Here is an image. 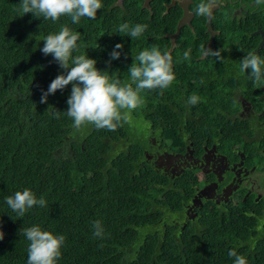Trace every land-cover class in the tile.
Returning <instances> with one entry per match:
<instances>
[{
	"label": "trees",
	"instance_id": "16d2710c",
	"mask_svg": "<svg viewBox=\"0 0 264 264\" xmlns=\"http://www.w3.org/2000/svg\"><path fill=\"white\" fill-rule=\"evenodd\" d=\"M112 1L102 0L95 19L72 23L62 16L54 23L32 13L21 16L17 11L21 0H0V230L4 233L0 264H27L29 241L23 229L33 225L65 235L57 264H233L228 256L232 249L244 255L247 264H264L262 205L249 201L222 209L208 204L188 220L184 209L195 182L188 177L170 180L146 161L151 132L162 135L160 144L169 140L171 149H184L187 132L193 147L205 138L210 145L217 128L231 144L242 140L240 121L210 118L218 112L210 104L221 100L217 97L215 103L213 92L198 103L202 109L187 103L193 94L205 95L200 86L204 69L195 61L205 42L179 38L172 53L176 76L172 85L162 91H142L143 105L115 131L94 125L73 127L65 113L71 84L40 103L50 83L66 74L40 50L44 37L61 25L81 33L74 55L87 53L97 61L98 70L108 71L122 83L129 82L128 69L142 50L154 45L162 52L168 50L166 32L151 29L147 12L130 6L125 14L111 8ZM123 23L148 28L132 39L118 32ZM118 43L123 45L118 50L121 56L111 60ZM188 45L190 59L184 60ZM245 78L246 86H260L249 75ZM216 82L221 83L217 78ZM256 144L264 148V141L253 142L247 151ZM24 188L43 196L47 207L36 206L17 216L5 198ZM97 220L103 238L93 235Z\"/></svg>",
	"mask_w": 264,
	"mask_h": 264
},
{
	"label": "flooded vegetation",
	"instance_id": "af4514ba",
	"mask_svg": "<svg viewBox=\"0 0 264 264\" xmlns=\"http://www.w3.org/2000/svg\"><path fill=\"white\" fill-rule=\"evenodd\" d=\"M199 3L200 0H113L110 7L129 14L126 7L140 6L151 16V29L166 32L163 37L169 42L168 50L171 37L175 36L174 50L179 38H184L186 42L188 39L195 43L205 42L206 48L220 50V59L203 58L201 54L195 59L197 65L204 69L200 86L205 95L198 96L202 101L213 92L215 103L220 97V104H210L211 108L218 110L209 115L210 118L240 121L244 128L243 132L238 130L242 140L231 144L225 133L217 128L214 142L210 145V139L205 138L202 144L193 147L192 137L187 132L184 149H171L160 144V139L151 132L147 138L148 148L144 150L146 161L170 180L188 177L195 182L190 202L184 209L188 220H194L197 211L208 204L227 209L253 201L262 205L264 212V181L261 180L264 169L258 168L264 163L261 165L260 162L256 167L252 160L258 152L264 158V148L260 149L256 144L254 149L247 151L250 143L264 141V84L253 86L248 83L246 86L243 80L251 70L240 72V61L248 52H255L264 58V3L257 5L255 0H221L211 20L195 15ZM185 7L187 12L184 17ZM180 23V31L175 35ZM169 29L173 32H168ZM190 49L189 45L185 47L187 52ZM216 78L221 83H217ZM224 80L226 82L222 83ZM201 117L202 114L196 116V120ZM194 200L196 203L193 205Z\"/></svg>",
	"mask_w": 264,
	"mask_h": 264
},
{
	"label": "clouds",
	"instance_id": "9594fccd",
	"mask_svg": "<svg viewBox=\"0 0 264 264\" xmlns=\"http://www.w3.org/2000/svg\"><path fill=\"white\" fill-rule=\"evenodd\" d=\"M220 2L221 0H200L195 15L211 20L214 9ZM255 3L260 5L264 0H255ZM102 8V0H21L17 11L22 13L21 16L32 13L37 18L42 17L43 20H51L54 23L62 16L69 17L72 23H79L81 18L95 19L97 12ZM147 28V24L123 23L118 32L137 39ZM80 38V32L73 31L67 25H61L56 33L44 37V46L40 49L45 56L51 55L66 73L58 75L50 83L47 91L42 93L40 103H47L50 94L71 84V93L67 100L68 109L65 113L72 119L76 130L94 125L97 129L115 131L123 124L129 123L132 111L143 105L142 91H162L170 87L176 79L172 52H162L154 45L133 57L134 62L128 69L130 80L122 83L108 71L98 70L97 61L89 58L87 53L74 55V52L79 50ZM122 49V44H116L110 53L111 60L119 59ZM201 56L220 59L221 52L201 46ZM183 59H190L189 52L183 53ZM111 60L108 61L109 66ZM249 69L251 71L248 75L252 81L264 84V58L255 52H248L240 61V72L245 73ZM199 102L200 97L195 94L187 101L189 105ZM5 202L19 217H23L33 207H47L45 198H38L29 188L7 196ZM93 228L94 237L103 238L104 229L101 222L94 221ZM23 235L29 241L27 264H57L66 242L65 235L42 230L39 225L23 229ZM3 239L4 233L0 230V240ZM228 256L233 258V264H247L246 257L238 254L235 249L229 250Z\"/></svg>",
	"mask_w": 264,
	"mask_h": 264
},
{
	"label": "rangeland",
	"instance_id": "374dc122",
	"mask_svg": "<svg viewBox=\"0 0 264 264\" xmlns=\"http://www.w3.org/2000/svg\"><path fill=\"white\" fill-rule=\"evenodd\" d=\"M158 133L159 132H157L155 137H158L160 139V134H158ZM161 137H162V135H161ZM165 141H166L165 145L170 147L169 144H168V142H170V141L169 140H165ZM262 155L263 154L261 152H258L257 155H253L252 156L253 163L255 164L256 167H257V165L260 164V162H261V165L264 163V158L262 157ZM258 168H261V169L263 168L264 169V166L258 167ZM261 180L264 181V178H261Z\"/></svg>",
	"mask_w": 264,
	"mask_h": 264
},
{
	"label": "water",
	"instance_id": "95a60500",
	"mask_svg": "<svg viewBox=\"0 0 264 264\" xmlns=\"http://www.w3.org/2000/svg\"><path fill=\"white\" fill-rule=\"evenodd\" d=\"M184 9H185V14H184V17H185V16H186V12H187V8L185 7ZM181 26H182V25H181V23H180V24L178 25V27H177V32H176L175 35H178ZM175 37H176V36H175ZM175 37H171V38H172V39H171V47H170V49H169L171 52H173V49H174V45H175ZM170 159H171V158H170ZM195 200H196V198H195ZM195 200H194L193 205L196 203Z\"/></svg>",
	"mask_w": 264,
	"mask_h": 264
}]
</instances>
